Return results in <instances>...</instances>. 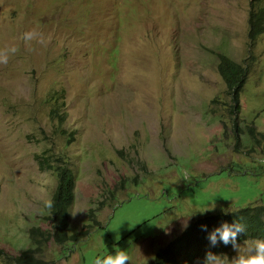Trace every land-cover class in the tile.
<instances>
[{
  "label": "rangeland",
  "instance_id": "rangeland-1",
  "mask_svg": "<svg viewBox=\"0 0 264 264\" xmlns=\"http://www.w3.org/2000/svg\"><path fill=\"white\" fill-rule=\"evenodd\" d=\"M251 1L0 0V49H17L0 62V264L36 249L31 229L57 186L36 160L44 153L65 156L76 177L68 233L91 211L102 225L79 243L50 242L45 264H92L116 247L151 264L191 223L264 206V153L237 146L247 127L264 133ZM219 55L248 69L240 135L221 106L231 102ZM60 90L62 124L48 101Z\"/></svg>",
  "mask_w": 264,
  "mask_h": 264
},
{
  "label": "trees",
  "instance_id": "trees-1",
  "mask_svg": "<svg viewBox=\"0 0 264 264\" xmlns=\"http://www.w3.org/2000/svg\"><path fill=\"white\" fill-rule=\"evenodd\" d=\"M250 9V41L254 44L260 36L264 35V0H252ZM217 70L227 86L231 102L229 105L221 104V106L228 113L236 134L240 135L242 134V130L239 128L240 95L248 78V69L225 55H219ZM65 95V90L54 91L48 100L54 102L51 109L52 118L59 119L61 124L66 120V114L62 110L65 105ZM66 133L65 130L62 131L63 135ZM245 134L248 140L246 143L238 140V148H245V144H250L245 148L249 150L250 154L258 150L264 153V133L247 127ZM73 139L72 136L68 143H71ZM36 160L43 172L52 171L57 177V186L53 194L50 212L43 218L42 226L31 229L32 243L36 249H29L19 256H7L8 261L5 264H45L38 258V253H41L50 242L58 245H65L68 242L79 243L83 238L89 237L93 229L102 228L96 215L91 211L88 224L80 233L73 235L68 233L70 209L75 202L76 177L69 166L68 159L63 155L53 156L44 153L37 155ZM236 221L242 224L246 230L238 234V243L243 244L244 240L248 238H264V206L207 216L191 223L179 237L160 249L151 264L204 263L206 253L209 251L224 257L230 255L234 250L231 243L225 245L219 241L215 246H212L208 234L216 227L221 226L223 222L232 224ZM202 225L207 226V231L202 230ZM6 253L5 250L0 249V254Z\"/></svg>",
  "mask_w": 264,
  "mask_h": 264
},
{
  "label": "clouds",
  "instance_id": "clouds-1",
  "mask_svg": "<svg viewBox=\"0 0 264 264\" xmlns=\"http://www.w3.org/2000/svg\"><path fill=\"white\" fill-rule=\"evenodd\" d=\"M251 3V2H250ZM251 12V9H250ZM39 34L35 30L27 31L23 34V40L27 46L31 41L37 38ZM17 49L14 46H6L0 49V62H7L9 54H14ZM212 210V207L200 212ZM202 230L207 231V226L202 225ZM245 227L237 221L229 224L223 222L221 226L216 227L208 234V239L212 246L219 241L225 245L231 243L237 255L227 262L224 256L216 255L209 251L206 253L204 264H264V238H248L245 239L243 245L237 242L239 233L245 232ZM130 257L126 251L116 247L112 254L104 257H95L92 264H129Z\"/></svg>",
  "mask_w": 264,
  "mask_h": 264
}]
</instances>
